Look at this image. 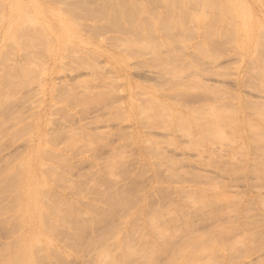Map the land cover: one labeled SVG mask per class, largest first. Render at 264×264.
Returning <instances> with one entry per match:
<instances>
[{
	"label": "rangeland",
	"instance_id": "obj_1",
	"mask_svg": "<svg viewBox=\"0 0 264 264\" xmlns=\"http://www.w3.org/2000/svg\"><path fill=\"white\" fill-rule=\"evenodd\" d=\"M213 1L0 0V264H264V0Z\"/></svg>",
	"mask_w": 264,
	"mask_h": 264
},
{
	"label": "bare ground",
	"instance_id": "obj_2",
	"mask_svg": "<svg viewBox=\"0 0 264 264\" xmlns=\"http://www.w3.org/2000/svg\"><path fill=\"white\" fill-rule=\"evenodd\" d=\"M68 1H69V0H68ZM89 1H91V0H89ZM94 1H95V0H94ZM138 1H139V0H138ZM150 1H151V0H150ZM155 1H156V3H157V0H155ZM207 1H209V0H205V2H207ZM223 1H224V0H223ZM238 1H239V0H238ZM82 2H83V1H82ZM209 2H211V0H210ZM212 2H213V3H216L217 5L219 4V5L221 6L219 0H218L219 3H217V1L214 2L213 0H212ZM224 2H225V1H224ZM224 2H222V3H224ZM65 3H66V1H65ZM159 3H160V2H159ZM239 3H240V2H239ZM68 4H69V2H68ZM81 4H82V3H81ZM207 4H208V2H207ZM207 4H206V6L210 5V7L213 6V8H214V7H216L217 9L219 8V7H218L219 5H218V6H217V5L215 6V4L213 5L212 3H211V4L209 3L208 5H207ZM66 5H67V3H66ZM71 5H72V4H71ZM127 5H128V4H127ZM211 5H212V6H211ZM222 5H224V4H222ZM88 6H89V5H88ZM7 7H8V6H7ZM69 7H70V6H68V9H70ZM73 7H74V6H73ZM81 7H82V6H81ZM130 7H131V6H130ZM4 8H5V7H4ZM74 8H75V7H74ZM88 8H89V7H87L86 9H88ZM124 8H125V7H124ZM132 8H133V6H132ZM140 8H141V7H140ZM220 8H221V7H220ZM222 8H223V7H222ZM224 8H225V6H224ZM84 9H85V8H84ZM86 9H85V11H86ZM89 9H90V8H89ZM102 9H103V8H102ZM137 9H138V6H137ZM70 10H71V9H70ZM70 10H69V11H70ZM74 10H75V9H74ZM74 10H73V12H74ZM81 10H82V9H81ZM103 10H104V9H103ZM130 10H131V9H130ZM132 10H133V9H132ZM67 11H68V10H67ZM69 11H68V13H69ZM75 11H76V10H75ZM82 11H84V10H82ZM88 11H89V10H88ZM101 11H102V10H101ZM115 11H116V9H115ZM135 11H136V10H135ZM216 11H217V10H216ZM102 12H103V11H102ZM116 12H117V11H116ZM116 12H115V13H116ZM123 12H125V11L123 10ZM136 12H137V11H136ZM138 12H140V11H138ZM138 12H137V13H138ZM223 12H224V10L222 11V13H223ZM71 13H72V12H71ZM96 13H97V12H96ZM96 13H95V14H96ZM222 13H221V14H222ZM226 13H227V12L225 11V16H228V14L226 15ZM88 14H89V13H88ZM95 14H94V16H95ZM99 14H100V12H99ZM112 14H113V13H112ZM67 15H68V14H67ZM73 15H74V13H73ZM75 15H76V14H75ZM117 15H118V13H117ZM223 15H224V14H223ZM223 15H222V17H223ZM229 15L231 16V14H229ZM76 16H77V15H76ZM88 16H90V15H88ZM98 16H99V15H98ZM100 16H101V15H100ZM225 16H224V17H225ZM115 17H116V16H115ZM84 18H86V15L84 16ZM93 18H95V17H93ZM113 18H114V16H113ZM119 18H120V17H118V20H119ZM87 19H90V18H87ZM114 19H115V18H114ZM116 19H117V18H116Z\"/></svg>",
	"mask_w": 264,
	"mask_h": 264
}]
</instances>
